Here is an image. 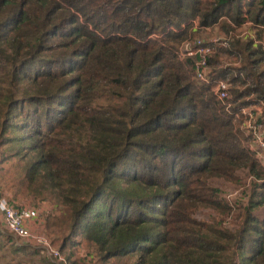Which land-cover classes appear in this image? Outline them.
<instances>
[{"label": "trees", "instance_id": "1", "mask_svg": "<svg viewBox=\"0 0 264 264\" xmlns=\"http://www.w3.org/2000/svg\"><path fill=\"white\" fill-rule=\"evenodd\" d=\"M187 45L211 49L206 81ZM248 106L264 116V0H0V196L52 205L67 264H264ZM7 241L0 264H60Z\"/></svg>", "mask_w": 264, "mask_h": 264}, {"label": "built area", "instance_id": "2", "mask_svg": "<svg viewBox=\"0 0 264 264\" xmlns=\"http://www.w3.org/2000/svg\"><path fill=\"white\" fill-rule=\"evenodd\" d=\"M187 49L189 50V56L199 54L196 61V77L199 80L206 81L208 72L206 58L211 53V49L204 47L193 51L189 45H187ZM227 89L228 84L226 82H218L216 95L219 99L224 100L227 98ZM227 108H229V105ZM232 114L234 121L240 123L246 134L250 136V147L256 153L258 159L264 163V116L262 110H258L254 106L240 107ZM38 216L39 211L37 209L32 207L16 209L9 205L4 197L0 196V219L4 222L5 229L17 239L41 247L50 259L60 264H67L65 257L51 244L49 238L43 234H35L32 231V226L37 222Z\"/></svg>", "mask_w": 264, "mask_h": 264}, {"label": "rangeland", "instance_id": "3", "mask_svg": "<svg viewBox=\"0 0 264 264\" xmlns=\"http://www.w3.org/2000/svg\"><path fill=\"white\" fill-rule=\"evenodd\" d=\"M218 35H221L220 34V31L215 27H213L211 30H205L204 32H202L201 34H199L197 36V39H200V38H203L204 40L207 39V41H216L218 38H221L220 36ZM222 36V35H221ZM258 110H262L261 108H258ZM2 173L6 176V178L8 180H11V178L14 176L15 177V172L12 170L11 166H9L7 163L4 164L3 166V171ZM213 185H218L222 188V190L225 192L226 194V197L227 198H232L236 195V189H233L234 186L229 184V183H225V182H218V181H214L213 182ZM9 193L5 194V195H2V197H4L6 199V201L9 203L11 201V197H12V191L11 190H8ZM231 194V195H230ZM232 196V197H231ZM22 200L19 199V198H16L14 200V204L16 205H21L23 203H21ZM21 203V204H20ZM25 203V202H24ZM28 206H32L31 204H29L28 202H26ZM44 205H47V207H49V210L50 208L52 209V205L50 204H43L42 206L40 207H36L37 210L39 211V216L40 217V220L42 219V216L41 214L42 211H44V208H47L46 206ZM41 212V213H40ZM39 219H37V222L32 226V231L35 233V234H43L44 236H46L48 238V236L43 232V228L41 226V222H40ZM227 222H230V224L234 223V221H230V218ZM5 224L4 222L0 219V231L1 232H4L5 234H8L10 235L11 237V241H7L8 243L6 244L5 248L3 249L1 255L4 256V258H10L11 256V253L9 251V248H10V245L11 244H15L17 246H24V247H30V248H35V249H38V250H41L42 248L37 246V245H32V244H29V243H26V242H23L19 239H17L15 236H13L12 234H10L6 229H5ZM43 250V249H42ZM44 255L41 251L39 253V256L40 255ZM38 256L37 255H34V259H36ZM3 260V259H2ZM35 264H38L37 262H35ZM109 264V263H108Z\"/></svg>", "mask_w": 264, "mask_h": 264}]
</instances>
